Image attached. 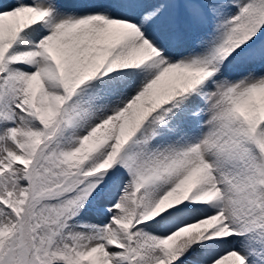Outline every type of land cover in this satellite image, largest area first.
<instances>
[{
  "label": "snow or ice",
  "instance_id": "6c2138e0",
  "mask_svg": "<svg viewBox=\"0 0 264 264\" xmlns=\"http://www.w3.org/2000/svg\"><path fill=\"white\" fill-rule=\"evenodd\" d=\"M0 264H264V0H0Z\"/></svg>",
  "mask_w": 264,
  "mask_h": 264
}]
</instances>
